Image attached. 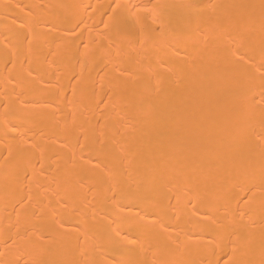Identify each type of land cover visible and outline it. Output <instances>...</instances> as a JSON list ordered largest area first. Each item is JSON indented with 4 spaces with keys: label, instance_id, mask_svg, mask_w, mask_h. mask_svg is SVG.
Returning a JSON list of instances; mask_svg holds the SVG:
<instances>
[{
    "label": "bare ground",
    "instance_id": "obj_1",
    "mask_svg": "<svg viewBox=\"0 0 264 264\" xmlns=\"http://www.w3.org/2000/svg\"><path fill=\"white\" fill-rule=\"evenodd\" d=\"M0 264H264V0H0Z\"/></svg>",
    "mask_w": 264,
    "mask_h": 264
},
{
    "label": "snow or ice",
    "instance_id": "obj_2",
    "mask_svg": "<svg viewBox=\"0 0 264 264\" xmlns=\"http://www.w3.org/2000/svg\"><path fill=\"white\" fill-rule=\"evenodd\" d=\"M188 7H191V8H198V7H200V5L193 3V4H191V5H188Z\"/></svg>",
    "mask_w": 264,
    "mask_h": 264
}]
</instances>
